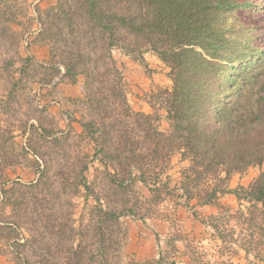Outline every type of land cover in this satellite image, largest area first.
Here are the masks:
<instances>
[{"label":"rangeland","instance_id":"1","mask_svg":"<svg viewBox=\"0 0 264 264\" xmlns=\"http://www.w3.org/2000/svg\"><path fill=\"white\" fill-rule=\"evenodd\" d=\"M59 2L0 0V264L61 262L81 241L87 251L82 260L103 264L100 239L93 236L94 197L100 198L101 208L122 206V196L110 180L113 163L94 155L98 143L93 137L98 134L91 137L83 131L82 123L93 118L84 76L79 67L74 77L65 76L62 63L80 60L78 51L87 50L91 63L102 71L106 43L93 35V22L83 10L65 19ZM79 2L66 0L71 9ZM111 54L125 81L130 108L146 110L153 123L166 130L165 111L152 106V93L171 86L169 67L151 51L144 53L143 62L118 47ZM84 164L89 192L79 185ZM188 164L177 152L170 157L158 177L170 191L161 189L156 201H148V187L134 180L136 212L117 221L120 264L161 258L179 264H264L243 248L246 235L258 232L260 237L261 229L251 231V226L235 221L240 210H248L247 204L240 206L229 191L219 196L217 205L204 206L194 195L186 197L181 170ZM261 172L264 163L234 172L227 188L246 187ZM227 193L234 195L232 201Z\"/></svg>","mask_w":264,"mask_h":264},{"label":"trees","instance_id":"2","mask_svg":"<svg viewBox=\"0 0 264 264\" xmlns=\"http://www.w3.org/2000/svg\"><path fill=\"white\" fill-rule=\"evenodd\" d=\"M60 1L65 19L83 10L93 22V35L106 43L102 71L91 63L87 50L78 51L80 60L62 62L65 76L74 77L76 67L84 76L93 118L82 123L83 131L91 137L98 134L93 137L98 143L94 155L113 163L110 180L122 196L119 209L101 208L100 198L94 197L99 226L93 224V236L100 239L103 264L121 262L117 221L136 212L134 180L148 187V201H156L161 189L170 191L158 177L175 152L189 162L181 170L186 197L217 205L219 196L229 191L240 206L247 204L248 210H240L235 221L251 231L261 229L260 237L258 232L246 235L243 248L264 262V172L246 187L227 188L232 173L264 163V0H114L111 5L110 0H80L73 9ZM114 47L139 62L151 51L169 67L171 86L152 93V106L165 111L166 130L153 123L151 114L130 108L111 54ZM86 169L84 164L79 185L89 192ZM258 214L262 219L256 222ZM81 244L67 250L61 262L42 264H86V246ZM162 261L140 264H179Z\"/></svg>","mask_w":264,"mask_h":264},{"label":"crops","instance_id":"3","mask_svg":"<svg viewBox=\"0 0 264 264\" xmlns=\"http://www.w3.org/2000/svg\"><path fill=\"white\" fill-rule=\"evenodd\" d=\"M153 57H154L155 59H157L156 56H153ZM158 61H159V60H158ZM144 111H145L146 113H148L146 110H144ZM226 197H227L226 199L232 201V197H234V195H233V194L231 195L230 193H227ZM222 198L224 199L225 197H222ZM222 198H221V199H222ZM204 206H206V205H204Z\"/></svg>","mask_w":264,"mask_h":264}]
</instances>
